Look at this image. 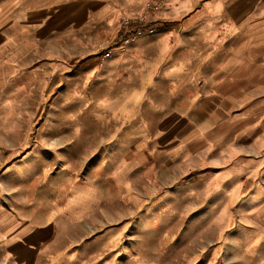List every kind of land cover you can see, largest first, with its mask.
I'll return each instance as SVG.
<instances>
[{
    "label": "rangeland",
    "instance_id": "1",
    "mask_svg": "<svg viewBox=\"0 0 264 264\" xmlns=\"http://www.w3.org/2000/svg\"><path fill=\"white\" fill-rule=\"evenodd\" d=\"M230 1L0 0V168L62 188L138 159L39 264H264V54L217 87Z\"/></svg>",
    "mask_w": 264,
    "mask_h": 264
},
{
    "label": "crops",
    "instance_id": "2",
    "mask_svg": "<svg viewBox=\"0 0 264 264\" xmlns=\"http://www.w3.org/2000/svg\"><path fill=\"white\" fill-rule=\"evenodd\" d=\"M221 7L218 3L217 8ZM45 14L42 9L30 12V16ZM228 15L229 20H224L222 27L223 31H230L232 50L221 59L214 78L218 80V88H230L225 93L236 94L239 72L249 61L239 58L240 44L250 45L247 52L256 56L264 54V0H231ZM254 61L258 63V57ZM169 119L173 121L176 117L171 115ZM16 166L11 159L0 168V261L2 264H39L45 261L46 255L56 252V240L71 239L79 230L93 229L95 223L105 222L98 218L109 206L100 182L110 180L112 187L125 193L130 171H138V159L133 165L107 162L109 168H120L114 176L71 180L62 188L42 182L32 189L29 174L23 170L18 172ZM134 187L138 191V186Z\"/></svg>",
    "mask_w": 264,
    "mask_h": 264
},
{
    "label": "trees",
    "instance_id": "3",
    "mask_svg": "<svg viewBox=\"0 0 264 264\" xmlns=\"http://www.w3.org/2000/svg\"><path fill=\"white\" fill-rule=\"evenodd\" d=\"M158 22H154V23H152L151 25H153V27L155 26V25H161L160 23H158Z\"/></svg>",
    "mask_w": 264,
    "mask_h": 264
},
{
    "label": "built area",
    "instance_id": "4",
    "mask_svg": "<svg viewBox=\"0 0 264 264\" xmlns=\"http://www.w3.org/2000/svg\"><path fill=\"white\" fill-rule=\"evenodd\" d=\"M155 8H158V6H157V5H155Z\"/></svg>",
    "mask_w": 264,
    "mask_h": 264
}]
</instances>
